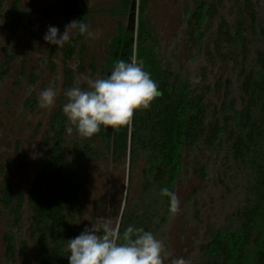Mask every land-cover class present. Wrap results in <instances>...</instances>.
<instances>
[{"label":"trees","instance_id":"obj_1","mask_svg":"<svg viewBox=\"0 0 264 264\" xmlns=\"http://www.w3.org/2000/svg\"><path fill=\"white\" fill-rule=\"evenodd\" d=\"M224 9L227 12L222 13ZM146 11L147 0H116L105 10L123 14L126 22L118 24L111 38L101 77L110 74L113 61L135 59L158 85L160 94L150 107L134 110L131 127L102 126L90 138L77 134L74 126L73 132L67 133L66 127L72 125L61 110L63 93L79 73L86 71L84 35L76 34L62 47L63 92L38 144L27 190L16 188L3 174L4 164L0 167V218L6 220L3 241L8 257L18 254L20 264H68L66 240L82 231L78 221L83 213L82 198L89 187L88 163L109 159L120 164L128 158L132 173L138 160L146 158L140 189L127 199L118 225L121 233L131 224L164 241L171 213L168 197L161 196L160 189L174 191L187 166L205 180L209 163H202L201 157L208 155L212 159L214 152L219 154L222 150L225 170L218 183L225 193H230L232 186L226 173L235 167L237 176L242 174L245 180V204L237 207L236 227L214 229L201 247L196 264H264L262 0H232L229 7L225 0H193L186 22L189 48L200 47L209 36L208 60L233 64L237 76L236 81L218 77L214 84L196 87L159 62ZM57 12L66 19L84 20L82 0H63ZM22 13L19 0L7 9L0 4L8 42L15 39ZM57 49L54 45L52 53ZM76 58L81 61L78 68L68 66L67 62ZM12 59L13 55L7 53L0 61V79L9 72ZM210 93H218L219 102H211ZM36 104L34 95L25 102L26 107ZM192 155L196 158L189 161ZM190 197L194 199V195ZM199 213V208H195L197 217ZM31 244L35 247L33 253Z\"/></svg>","mask_w":264,"mask_h":264},{"label":"rangeland","instance_id":"obj_2","mask_svg":"<svg viewBox=\"0 0 264 264\" xmlns=\"http://www.w3.org/2000/svg\"><path fill=\"white\" fill-rule=\"evenodd\" d=\"M14 0H0L7 9ZM63 0H19L23 20L12 42L7 40L0 19V61L6 54H12L9 72L0 79V167L3 174L18 189L26 191L37 160L38 144L47 130L49 118L63 92L62 48L52 53L54 45L43 40L47 27L56 26L60 32L73 19H66L57 12ZM116 0H82L85 9L84 22L90 30L98 32V38L89 39L84 35L86 58L83 61L85 72L79 73L76 81L87 88V78H100L107 61L111 38L120 22L125 23L123 14L105 12ZM227 6L232 0H225ZM193 0H147V17L153 29L155 50L159 62L172 73L188 79L194 87L202 83L214 84L218 77H231L235 81L234 65L214 63L207 58L211 38L194 48H189L186 40V22ZM227 12V9L221 11ZM264 16V0H262ZM76 35L73 33L72 36ZM94 62V63H93ZM81 61L67 62L71 68H78ZM93 63V64H92ZM23 72V73H22ZM53 87L57 92L56 103L49 108L38 105L41 90ZM32 95L37 99L34 107H26L25 102ZM211 102H219V94H208ZM225 151L214 152L201 157L202 163H209L207 177L200 180L188 166L175 184L174 192L180 201V211L171 214L165 229L164 244L169 252L164 264L183 257L189 264H196L201 247L210 239L214 229L220 226L236 227L237 207L244 206L243 175L231 167L226 180L232 186L230 193L219 185L218 179L225 170ZM191 156L190 160H195ZM187 161V160H186ZM184 159V163L186 162ZM187 163V162H186ZM146 158L138 160L132 173L128 158L117 164L111 160H98L87 164L89 187L82 198V216L78 229L91 226L96 218H107L118 225L124 204L140 189ZM1 178V175H0ZM199 190L198 193L195 191ZM194 195L191 200L190 195ZM225 195V198H224ZM197 202V203H196ZM196 203V204H195ZM198 206V207H195ZM199 208V217L195 215ZM6 220L0 218V264H20L18 254L8 257L3 241ZM17 232V235H20ZM33 253L35 247L31 244Z\"/></svg>","mask_w":264,"mask_h":264},{"label":"clouds","instance_id":"obj_3","mask_svg":"<svg viewBox=\"0 0 264 264\" xmlns=\"http://www.w3.org/2000/svg\"><path fill=\"white\" fill-rule=\"evenodd\" d=\"M73 33L89 39L99 35L80 19L66 24L63 32L56 26H48L43 40L62 48ZM86 83L87 88H81L80 81H74L64 91L65 102L61 107L72 125L66 127V132L71 134L74 126L77 134L84 138L99 133L102 126L117 129L130 125L133 111L148 109L160 94L156 82L135 59H117L113 61L110 74L87 78ZM56 97L53 87L44 88L38 96L39 107L53 106ZM160 195L168 197L171 214L180 211V201L174 191L162 187ZM66 241L68 264H164L170 255L164 241L152 232L129 224L121 233L119 225H113L107 218L94 219L90 227L85 226L78 235ZM171 264H189V261L178 257Z\"/></svg>","mask_w":264,"mask_h":264},{"label":"built area","instance_id":"obj_4","mask_svg":"<svg viewBox=\"0 0 264 264\" xmlns=\"http://www.w3.org/2000/svg\"><path fill=\"white\" fill-rule=\"evenodd\" d=\"M133 115H134V111H133ZM132 121H133V117H132V120H131L130 125H128L129 127H131V125H132Z\"/></svg>","mask_w":264,"mask_h":264}]
</instances>
